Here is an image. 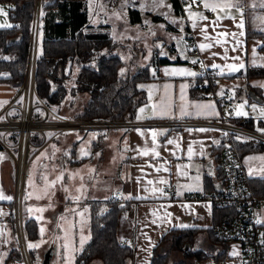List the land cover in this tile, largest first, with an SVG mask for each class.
Masks as SVG:
<instances>
[{
	"label": "crops",
	"instance_id": "1",
	"mask_svg": "<svg viewBox=\"0 0 264 264\" xmlns=\"http://www.w3.org/2000/svg\"><path fill=\"white\" fill-rule=\"evenodd\" d=\"M198 2L201 3V6L198 5ZM209 2H212V0H209ZM254 2L258 3L257 0H242L245 7L244 27L241 29L236 26L240 23L241 16L235 9L226 14L219 10L212 11L205 8L204 0H195V2L191 0L190 7L181 16L182 22L188 25L190 30V40H186V45H189L187 50L189 54L181 57L177 48L172 51L176 57L167 55L165 52H163L165 54L163 55L161 51L160 55L152 58L146 64L150 66L151 78L139 83V88L145 93V102L137 107L132 121L137 123L165 120L220 121L223 108L221 100L225 93L233 95V102L236 98H246L249 104L256 103L264 106V87H261V85H264V77L248 79L244 75L235 76L238 73H245L248 67H261L260 65L264 64V50L261 48L264 45V37L251 34L253 31L264 32L261 31L264 26L262 27L257 21L254 28L251 29L248 19L249 11L257 14L264 9L251 7L250 5ZM0 8H3L7 13L6 16L0 14V24L6 23L14 26L16 23L9 18V12L14 8V4L0 2ZM88 9L90 23L91 8L89 0ZM200 15L207 17V19H199ZM217 16L221 19L217 24H213L212 22L217 20ZM229 16L234 17V19L229 18ZM98 22L97 24H90L94 26L101 23L109 24L100 20ZM194 24L196 27H193ZM202 28L206 29L209 39H204L205 32L201 31ZM241 31L244 33L243 36L239 35ZM232 34H236L235 38ZM201 43L211 44V47L201 51L199 47ZM254 49L255 55L253 54ZM162 57H169L172 60L180 59L183 62L157 63L158 59ZM237 57L239 59H235ZM196 59L208 70L221 71V76L216 77L214 80V91L210 92V96L207 98H202L201 91L197 87L196 77L198 71L192 63ZM151 63L154 64L151 65ZM241 63L244 64V67L239 71L232 72L230 70L229 65H239ZM213 65H219V67H213ZM174 68L185 69L188 72L196 73V75L189 76L184 73L165 74L166 70ZM79 69L77 66L68 67V70L74 75H78ZM153 72H155V75H153ZM6 76L7 74L0 75V77ZM165 85H170L167 93L164 90ZM181 85H186L183 101L180 100ZM22 86H16L10 80H0V111L13 101ZM251 89L259 91L261 97H255L252 94L249 96L248 93ZM166 95L172 102L170 112L163 116L159 110L154 113L153 106L159 104L161 97ZM213 97L220 99L218 101ZM197 104H212L214 107L211 109L197 108L195 107ZM181 105L185 109L183 114L180 111ZM140 109H144L143 113ZM14 112H16L15 109H12L10 114L14 115ZM236 119L238 118L232 120ZM251 119L255 128L264 129V117L260 115L257 119ZM201 129L204 131H201ZM153 130L157 132L155 144H153L152 139ZM63 134H59L54 138L60 144L57 153L61 154V157L66 152L65 147L68 148L75 141V136H63ZM109 135H111V140L114 143L118 140L125 145V149L121 153L124 158L120 164L119 184L117 183L114 194L107 199L112 198L119 191L121 192L120 199L123 202L128 201V208L121 214L119 219L118 239L120 243H126V245L134 247L133 264H151L155 247L163 236L172 229L213 228L214 205L208 200L187 199L185 195L208 194L223 190L224 186L217 159L223 140V133L220 129L208 127H178L175 129H169L168 127H131L115 130ZM169 140H172L173 143L169 144ZM74 148L76 149V147H73L72 154H75ZM189 148L192 149L191 157L188 155ZM153 149L159 153L158 156L153 154ZM145 150L147 151L146 155L142 154ZM263 152L256 155L261 157ZM241 156L249 178L264 177V171H262L264 168H261L264 165L259 164L261 166L258 167L259 165L257 166L256 162L253 165L248 164L246 161L248 154L241 153ZM11 157L10 152L0 145V194L12 198L11 200L0 199V261H2V264H26L23 259L8 257L12 240L10 218L15 208L16 195L14 161ZM102 158L104 160L108 158L107 151H104ZM72 162L81 163V160L77 159ZM43 163L46 164V161L44 160ZM56 167L59 166L56 165ZM252 170H257L256 173L260 172L261 176H253ZM161 180L166 181V183H160ZM148 181H152V184H149ZM167 185L176 187L178 189L177 193L174 195L166 193L164 187ZM152 189H157V191L153 192ZM33 201L34 199L31 198L27 200V203ZM59 201L63 203L64 198H60ZM90 204L91 202L88 204L89 210ZM30 218L35 217L31 216ZM180 225H187L188 227H180ZM233 251H238V255H241L240 245L236 242L228 245L226 258L222 264L233 262L232 259L236 258V255H232ZM215 262V258L210 257L190 264H216L217 262Z\"/></svg>",
	"mask_w": 264,
	"mask_h": 264
},
{
	"label": "trees",
	"instance_id": "2",
	"mask_svg": "<svg viewBox=\"0 0 264 264\" xmlns=\"http://www.w3.org/2000/svg\"><path fill=\"white\" fill-rule=\"evenodd\" d=\"M0 0L14 4L9 18L16 24L0 29V73H7L0 80H10L16 86L25 82L31 50L32 35L37 27L39 51L35 65V91L50 108L58 114L68 93L65 84L71 71L67 66H80L77 85L73 92L87 94V101L81 112L73 118L81 120H133L137 107L145 102V93L139 83L150 80L148 65L134 73L121 75L124 66L121 57L115 54L116 40L111 35V26L101 23L94 26L89 23L88 0ZM174 12L183 16L177 0H171ZM132 23L138 20L140 13L136 8H129ZM37 22V23H36ZM186 40L190 39L189 26L185 25ZM251 34L263 36L264 32L253 31ZM249 35V33H248ZM264 50V45L261 47ZM198 60V59H196ZM183 62L169 57L158 59L157 63ZM154 63H151V65ZM248 79L264 77V67H248L245 73L235 76ZM203 78L197 76L196 83ZM209 86L214 88L208 79ZM71 94H73L71 92ZM255 97H261L259 91H249ZM250 122V126H253ZM41 137L34 134V143H40ZM14 141V137L11 138ZM240 153L264 151V146L255 142L237 143ZM250 186L257 195L264 196V177H251ZM14 207V206H13ZM128 208V201L109 198L105 201H92L90 204V240L76 255L75 264H133L135 249L120 243L118 239L119 219ZM221 207H214V224L220 216L234 213ZM12 233L9 258L22 259L16 248L15 213L10 218ZM24 234L28 239L38 237V221L35 218L23 219ZM205 234L212 245L219 248L211 254L196 248L195 242ZM182 251L183 260L173 264H184L188 259L196 261L214 257L217 262L225 261L227 247L215 237L212 229L186 228L172 229L166 233L153 251L151 264H169L170 254Z\"/></svg>",
	"mask_w": 264,
	"mask_h": 264
},
{
	"label": "rangeland",
	"instance_id": "3",
	"mask_svg": "<svg viewBox=\"0 0 264 264\" xmlns=\"http://www.w3.org/2000/svg\"><path fill=\"white\" fill-rule=\"evenodd\" d=\"M257 1L258 3L260 2V0ZM89 2L91 8L90 23L97 24L99 23L98 20H100L101 22H108L111 26V35L117 43L115 54L119 55L124 61V66L121 69V71L123 70V75L128 74L129 71L134 73L142 70L152 58L160 55L161 51L162 54L165 52L167 55L174 56L175 54L172 51L177 48L181 57L189 54L187 51L189 45H186L184 32L185 23L182 22L181 16L174 12L171 0H89ZM129 8H136L140 13L138 20L133 23ZM255 14V12H248L251 29L254 28L257 21L262 27L264 26V23L256 19L257 16H264V10ZM36 39L37 58L39 51L37 27L32 35L31 46L33 42L35 45ZM73 66L80 67L77 64ZM68 67L66 68L67 71ZM6 74L5 72L0 73V75ZM32 75L29 74L28 78L26 77V81L27 84L32 81L34 87L35 68ZM77 76L71 73L70 78L65 83L68 90L71 91L61 105L60 116L73 118L85 106L87 94L72 91L77 85ZM253 104L256 105V110L252 109L251 105ZM238 105H243L242 110L246 115H237ZM44 106L50 108L44 102L40 104L35 112L37 118L45 115ZM261 108H264V106L256 103L249 104L246 98H236L233 102L234 110L231 117L233 119L241 117L257 119L260 116ZM50 109L58 114L56 110L54 111V108ZM113 131L115 130L84 129L64 132L63 136H75V141L68 148L65 147L64 150L66 152L63 157L57 153V148L60 147L59 142L56 141L57 139H52L49 136L51 133H48L47 130L44 137L47 142L44 147L42 146L39 149L35 146L41 142L36 144L33 141L34 134L37 132L32 133L31 137L34 146L29 145L31 154L26 163L23 158L19 159L18 152L11 153L9 151L14 161L15 179L19 162L22 165L20 169L25 167V175L22 177L23 189L22 191L20 190L17 199L19 220L20 222L22 220L23 223V219L34 216L39 224L38 237L36 239L30 240L24 234L25 244L29 250L32 264H42L44 255L48 250H52L53 253L50 264H66L64 257L67 253L63 247L65 243H69L74 250L73 264H75L76 254L80 251L81 236L83 235L87 238L83 246L90 240V210L88 204L95 200H106L114 194L117 183L119 184L120 164L124 158L121 153L124 151L125 145L118 140L115 143L111 140V135L109 134L113 133ZM51 140L54 141L50 142ZM238 141L236 142L237 149ZM74 146L76 147V149L74 148L75 154H72ZM104 151L108 152V158L105 160L102 158ZM260 152L263 151L244 153L248 154L247 163L253 165L256 162L257 166L259 164L264 165V160L260 159L264 157V152L261 157L256 155ZM84 153L89 154L85 155ZM93 158L95 159L94 161ZM77 159L81 160V163L72 162ZM44 160L46 164L43 163ZM56 165L59 167H56ZM256 165L255 167H257ZM261 168H264V166ZM90 169L94 171H90ZM252 172L253 176H261L260 172L256 173L257 170H252ZM61 175L63 179L57 181V177ZM53 182L56 183L53 184ZM77 189H80V191L78 192ZM76 197H79V199H75ZM31 198L34 201L27 203V200ZM60 198H64L63 203H60ZM41 209L43 211H40ZM263 209L262 207L260 208V216L264 221ZM42 228L44 229L43 233H41ZM14 235L15 246L20 251L16 227ZM29 244H38L39 247L30 249L28 247ZM195 247L211 254H215L219 250V248L208 242L205 234L199 236L195 242ZM236 252L238 253V251ZM241 257L242 254L240 256L236 255V258L232 259L233 262L231 264H241ZM183 258L182 251H173L170 254L169 264L179 262ZM223 261H216L217 263H215L222 264ZM196 262V260L188 259L184 264Z\"/></svg>",
	"mask_w": 264,
	"mask_h": 264
},
{
	"label": "built area",
	"instance_id": "4",
	"mask_svg": "<svg viewBox=\"0 0 264 264\" xmlns=\"http://www.w3.org/2000/svg\"><path fill=\"white\" fill-rule=\"evenodd\" d=\"M181 10L185 12L191 3V0H177ZM40 0L37 1L39 7ZM201 6V3L198 2ZM37 23V22H36ZM190 40V39H189ZM34 41V40H33ZM192 41V40H191ZM36 43L31 46L27 78L34 73L36 63ZM35 48V49H34ZM193 66L198 71V76L202 77L197 82V87L201 91L202 98L210 96V92L214 88L209 86L208 79L213 82L216 77L221 76L219 70H208L199 60ZM33 77V75H32ZM27 79H25L26 81ZM24 83L20 92L16 94L13 101L0 111V145L6 150L18 152V157L24 162L29 159V145H33L32 133L37 132L41 138V143L35 147L38 149L44 147L47 140L44 139L45 131L51 133L52 139L57 135L71 130H116L131 127H168L175 129L178 127H208L220 129L223 133L221 142V150L218 153V168L222 177L223 190L208 194H187V199L208 200L214 207H221L228 210H235L234 213H226L213 225L215 237L227 247L230 243L236 242L240 245L242 254V264H264V222L260 216V208L264 207V196L254 193L249 184V175L245 169L242 156L236 147V142L246 141L255 142L264 146V132L257 131V128L250 126L253 122L251 118L241 117L232 120L233 112V95L225 93L222 96L223 108L221 111L220 121L214 120H165V121H146L134 122L115 121V120H81L70 117H63L51 111L50 108L44 106L45 115L41 118L36 117V109L43 103L38 98L35 85L32 81ZM212 85V84H210ZM264 93V88H263ZM36 96V98H35ZM218 100L217 97H213ZM35 99V101H34ZM38 100V102H37ZM15 109L14 115L10 112ZM253 124V123H252ZM14 137V141L11 138ZM21 162L18 164L17 176L15 179L16 195H15V227L18 230V238L20 242V252L26 264H32L29 250L26 247L24 239V230L22 220H19V210L17 199L20 190L23 189V178L25 175V167L20 169ZM164 190L168 194H176V187L167 185ZM22 194V193H21ZM121 192L117 191L115 198H120ZM257 220L260 223H257ZM126 244V243H123Z\"/></svg>",
	"mask_w": 264,
	"mask_h": 264
},
{
	"label": "snow or ice",
	"instance_id": "5",
	"mask_svg": "<svg viewBox=\"0 0 264 264\" xmlns=\"http://www.w3.org/2000/svg\"><path fill=\"white\" fill-rule=\"evenodd\" d=\"M193 2H195V0H193ZM250 6L253 7V8H257L258 7V8L264 9V0H260L259 3L254 2ZM189 7H190V5H189ZM204 7L207 8V9H210L212 11L219 10L221 12H225L226 14L228 12H230L232 9H235L240 14V16H241L240 23L237 24L236 26L239 27V28H241V29H243V27H244L243 15H244V7H245V5L242 3V0H212V2H209V0H204ZM0 14L5 15V16L7 15V13L4 11L3 8H0ZM229 18L234 19V17H231V16H229ZM199 19L206 20L207 17H205L203 15H200L199 16ZM220 19L221 18L219 16H217V20L216 21H213L212 23L213 24H217V22ZM256 19L260 20L261 23H264V16H257ZM5 27H12V25L6 24V23L5 24H0V28H5ZM161 27H163V25H161ZM193 27H196V25L194 24ZM201 31L202 32H205L204 39L205 40L209 39L208 36H207V34H206V29L205 28H202ZM261 31H264V28H262ZM232 35H233V38H235V35L236 34H232ZM239 35L243 36L244 35L243 31H241L239 33ZM257 44H259V42H257ZM199 47H200L201 51H203V50H205L207 48H210L211 47V44L201 43L199 45ZM253 54L255 55V49L253 50ZM235 59H239V58L237 57ZM196 62H197L196 60H193L192 61V63H194V64ZM260 66L261 67H264V64H262ZM213 67H217L218 68L219 65H213ZM243 67H244V64L243 63H241L239 65H235V64L234 65H229V68H230V70L232 72L239 71ZM177 73H184V74L189 75V76H195L196 75V73H194V72H188L185 69H175L174 68V69L166 70L165 71V74L166 75H169V74L174 75V74H177ZM121 75H123V70L121 71ZM153 75H155V72H153ZM169 87H170V85H165L164 86L165 93H167ZM261 87H264V85H261ZM185 88H186V85H181V87H180V100L181 101H183L185 99V97H184V90H185ZM150 99H151V96H150ZM195 107H197V108L204 107V108L211 109L214 106L212 104H208V105H199V104H197V105H195ZM251 107H252L253 110H256V105L255 104L251 105ZM153 108H154V113L157 110H159V112L161 113L162 116L163 115H167L170 112L171 108H172V102H171L170 98L167 97V95H166L164 97H161L159 104L154 105ZM237 108H238L237 115H246V113H244L243 110H242L243 109V105H238ZM54 111H55V109H54ZM140 111H141V113H143L144 109H140ZM180 111H181L182 114L185 113V109H184L183 105H181ZM260 115H261V117H264V108H261L260 109ZM201 131H204V130L201 129ZM257 131L264 132V129L258 128ZM156 136H157V132L155 130H153V132H152L153 144L156 143ZM168 143L169 144H172L173 141L172 140H169ZM137 151H139V149H137ZM84 154L85 155H88L89 153H84ZM142 154L146 155L147 154V151L145 150V152H143ZM153 154L156 155V156L159 155V153L155 152V149H153ZM97 155H99V153H97ZM188 155H189V157L192 156V149L191 148L188 149ZM260 159L264 160V157H261ZM90 171H94V170L93 169H90ZM262 171H264V169H262ZM250 172H251V170H250ZM62 179H63V176L62 175L57 177V181H60ZM197 179H199V177H197ZM55 183L56 182H53V184H55ZM148 183L149 184H152V181H148ZM160 183H166V181L161 180ZM65 191H67V189H65ZM77 191L79 192L80 189H77ZM152 191L155 192V191H157V189H152ZM128 198H131V197H128ZM137 198H139V197H137ZM0 199H8V200H11L12 198L11 197H4L2 194H0ZM75 199L78 200L79 197H76ZM40 211H43V210L41 209ZM168 215L170 216L171 214H168ZM153 223H155V221H153ZM257 223H260V221L257 220ZM180 227H188V226L187 225H180ZM43 231H44V229L42 228L41 229V233H43ZM81 231H83V230L81 229ZM86 239L87 238L84 237L83 235L81 236V240H80V250L83 249V244L85 243ZM28 247L30 249H32V248H38L39 245L38 244H29ZM63 247L65 249V252L67 253V255H65V257H64V259L66 261V264H73V261H74V250L71 248V246H70L69 243H65L63 245ZM232 255L235 256V255H238V253L236 251H233L232 252ZM0 264H2V261H0Z\"/></svg>",
	"mask_w": 264,
	"mask_h": 264
},
{
	"label": "water",
	"instance_id": "6",
	"mask_svg": "<svg viewBox=\"0 0 264 264\" xmlns=\"http://www.w3.org/2000/svg\"><path fill=\"white\" fill-rule=\"evenodd\" d=\"M52 250H48L45 255H44V259H43V263L42 264H50L51 259H52Z\"/></svg>",
	"mask_w": 264,
	"mask_h": 264
}]
</instances>
